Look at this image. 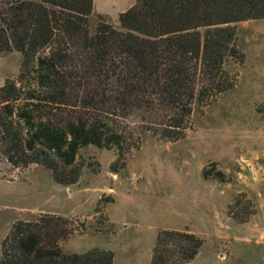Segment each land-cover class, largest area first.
I'll return each mask as SVG.
<instances>
[{
    "label": "trees",
    "instance_id": "16d2710c",
    "mask_svg": "<svg viewBox=\"0 0 264 264\" xmlns=\"http://www.w3.org/2000/svg\"><path fill=\"white\" fill-rule=\"evenodd\" d=\"M257 18L264 0H136L119 28L96 13L95 0H3L0 53L18 50L24 59L19 76L0 87V156L17 167L45 165L57 182L75 184L83 147L117 149L119 160L141 148L134 118L144 134L185 138L197 101L235 86L226 60L246 57L235 23ZM87 232L80 218L58 213L19 220L0 264H114L112 249L65 250L64 241ZM204 244L189 228L162 229L152 264H190Z\"/></svg>",
    "mask_w": 264,
    "mask_h": 264
},
{
    "label": "rangeland",
    "instance_id": "374dc122",
    "mask_svg": "<svg viewBox=\"0 0 264 264\" xmlns=\"http://www.w3.org/2000/svg\"><path fill=\"white\" fill-rule=\"evenodd\" d=\"M135 2L95 0L96 13L120 28L121 12ZM235 24L246 55L226 60L235 86L197 101L185 138L144 134L134 118L141 148L119 160L117 149L83 147L86 166L75 184L57 182L45 165L17 167L0 156V255L17 221L51 212L88 227L63 242L67 252L112 249L114 264H152L159 232L167 228H189L205 239L190 264H264V18ZM23 59L18 50L0 53V87L19 76ZM206 170H223L225 180L206 177Z\"/></svg>",
    "mask_w": 264,
    "mask_h": 264
},
{
    "label": "crops",
    "instance_id": "0c3cea01",
    "mask_svg": "<svg viewBox=\"0 0 264 264\" xmlns=\"http://www.w3.org/2000/svg\"><path fill=\"white\" fill-rule=\"evenodd\" d=\"M73 237H74V236H73ZM73 237H72V238H73ZM72 238H71V239H72ZM71 239L65 241V244H68V242L71 241Z\"/></svg>",
    "mask_w": 264,
    "mask_h": 264
}]
</instances>
